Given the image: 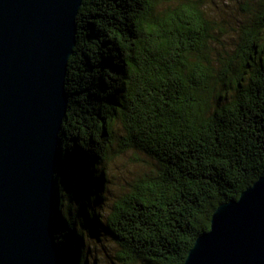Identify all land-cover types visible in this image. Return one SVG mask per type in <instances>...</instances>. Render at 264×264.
<instances>
[{
	"label": "trees",
	"instance_id": "1",
	"mask_svg": "<svg viewBox=\"0 0 264 264\" xmlns=\"http://www.w3.org/2000/svg\"><path fill=\"white\" fill-rule=\"evenodd\" d=\"M239 1L235 29L204 0L82 1L55 177L62 264H97L91 238L114 245L110 264H183L215 209L264 176V0ZM126 152L145 168L105 215L107 165Z\"/></svg>",
	"mask_w": 264,
	"mask_h": 264
},
{
	"label": "water",
	"instance_id": "2",
	"mask_svg": "<svg viewBox=\"0 0 264 264\" xmlns=\"http://www.w3.org/2000/svg\"><path fill=\"white\" fill-rule=\"evenodd\" d=\"M82 1L0 0V264H62L55 177ZM183 264H264V176L215 209Z\"/></svg>",
	"mask_w": 264,
	"mask_h": 264
},
{
	"label": "rangeland",
	"instance_id": "3",
	"mask_svg": "<svg viewBox=\"0 0 264 264\" xmlns=\"http://www.w3.org/2000/svg\"><path fill=\"white\" fill-rule=\"evenodd\" d=\"M161 3H171L173 0H160ZM208 6H210L209 13H211V18L219 21L220 15L225 17L232 22L231 27L236 28L238 21L244 19L242 13H240V1L239 0H229L225 5L221 4V0H204ZM225 11V14L223 13ZM242 16H241V15ZM119 123L115 127L116 133L120 134L118 131ZM138 158L134 156L131 152H126L125 154H115L111 163L107 165L108 169V182L106 183V194L103 206V212L105 215L110 213L112 205L117 201V199L123 194L126 189L127 183L131 182L139 172L140 169L145 168L144 161L140 162ZM141 160V159H140ZM91 244L92 253L91 258L97 261V264H110V258L114 255L115 249L114 245L108 238H103L100 242L94 239L88 240Z\"/></svg>",
	"mask_w": 264,
	"mask_h": 264
}]
</instances>
